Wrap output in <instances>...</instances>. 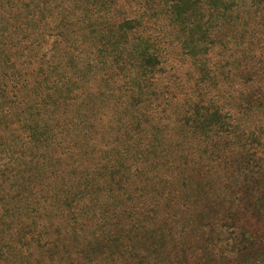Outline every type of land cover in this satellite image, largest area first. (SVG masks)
Here are the masks:
<instances>
[{
	"label": "rangeland",
	"instance_id": "1",
	"mask_svg": "<svg viewBox=\"0 0 264 264\" xmlns=\"http://www.w3.org/2000/svg\"><path fill=\"white\" fill-rule=\"evenodd\" d=\"M205 1L0 0V197L32 170L23 189L43 206L0 218V264H264V13L253 1L202 30ZM189 50L213 79L198 84ZM155 51L166 70L134 75ZM42 92L63 102L45 103L44 149L18 115ZM128 145L156 152L109 172L106 152ZM115 180L134 206L100 197L102 218L88 206L65 227L67 196Z\"/></svg>",
	"mask_w": 264,
	"mask_h": 264
},
{
	"label": "trees",
	"instance_id": "2",
	"mask_svg": "<svg viewBox=\"0 0 264 264\" xmlns=\"http://www.w3.org/2000/svg\"><path fill=\"white\" fill-rule=\"evenodd\" d=\"M149 1L150 4L154 3L153 0ZM164 1L169 7L174 5V0H170L169 2L167 0ZM253 1L259 5L257 6L261 8L262 13H264V0H206L205 5L207 4L210 6L208 10L205 9L203 11V24L201 23L202 26L200 25L202 30L205 28L211 29L213 24L217 28H220L223 25L225 26L226 24H230L231 21L227 19L226 16L220 17L218 15L223 12H244L245 10L243 9L249 8L251 5H253ZM206 11H209L208 16L206 15ZM206 33L207 30L205 31V34ZM187 52H189L188 56L190 57V59L193 60V63L199 68V72H196V69L194 70V75H197L199 73L198 84L203 82L208 76L213 79L214 75L212 68L205 65L206 63L200 62L197 58V55L193 56L195 52L190 50ZM150 58V62H145L144 64H142V69H138L136 73H134V75H137L141 78H149L150 75L151 79L155 76L156 72L166 70L163 62L161 61L160 54L155 51L154 55ZM235 63L237 65L234 66V69L239 68V66L242 64L244 65V68L250 66V62ZM262 63L264 64V60L254 62L253 67L255 65L261 67ZM118 67L120 68L121 66L118 65ZM125 75L130 76L133 74L127 73ZM234 79L238 80L237 78ZM138 81H140V79ZM67 89L71 90L69 87H67ZM108 93L112 94L110 89H108ZM23 102L18 104V107L20 108V111H18V115L21 114L20 125L23 129L20 135L24 136V134H26V137L32 144L35 143L37 147H41L44 149L49 143V132L51 130L50 126H48L46 122H43L45 118L42 116V112L47 110V108L45 107V103H50V106L53 107L52 110L57 111L56 109L60 107L59 103L63 102H60L57 97L44 92L35 93L33 97H30L28 100ZM84 105L85 104L82 103L78 107L80 115H82V111L85 112L87 110ZM11 106H14V104L12 103ZM111 109L115 111V108ZM58 114L63 115L64 112ZM3 118L4 117L0 116V131H2L3 127V124L1 122ZM139 126L141 127L142 124L140 123ZM57 129L58 130L54 128V137L58 140H61L63 138L68 139L70 133H72V130H69L68 128L64 131L61 130L60 126H57ZM155 152L156 148L154 146H152V148H146L145 150H139L134 145H128L122 149L113 147L106 152L108 153V157L105 168L109 172L115 173L120 172L122 169L128 168L129 166L148 164V162L153 158L152 154H154ZM36 153H38L37 150L35 154ZM18 176L20 177V181L10 182L9 189L12 191L9 192L8 196L0 197V211L1 209L4 210L0 218L6 216L9 210L18 212L26 206L30 207V205L32 204H37L38 207H43L39 201H27V187L23 189V186L26 185L27 181L31 180V177L34 176L33 171L25 170L22 173L18 174ZM2 191L3 190H1L0 192ZM131 193L132 192L127 188V186L122 185L121 182H118V180H115L113 183L101 184L93 188H82L78 192H75L73 195L66 197L63 206L57 212V216H59L64 222H66L65 227H80V225L83 224L80 219L87 218L89 213L88 212L86 214H82V209L89 206L90 210L94 211L92 216L96 217L97 212L99 218H102L104 214H102L99 210L100 197L107 198V200L104 201V204L107 207V213H109L110 207H113L116 211H119L121 209L128 208L129 204H131V206H134L135 202L129 201L131 199ZM32 194H36V192ZM48 199H50L51 201L56 200L55 196H51V198H49V196L44 197V201H47ZM56 229L59 233L58 237H63L61 228L57 226ZM72 253L73 252L71 251L70 254ZM54 259H56V257Z\"/></svg>",
	"mask_w": 264,
	"mask_h": 264
}]
</instances>
